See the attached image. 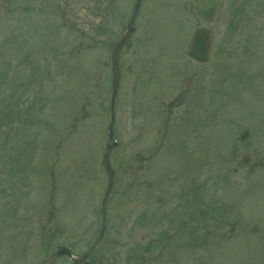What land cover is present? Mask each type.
<instances>
[{
	"label": "rangeland",
	"instance_id": "obj_1",
	"mask_svg": "<svg viewBox=\"0 0 264 264\" xmlns=\"http://www.w3.org/2000/svg\"><path fill=\"white\" fill-rule=\"evenodd\" d=\"M134 1L121 2L127 15ZM141 2L139 42L120 56L113 106L119 144L110 157L116 180L90 264H264V165L234 172L244 144L236 142L232 121L249 111L260 128L264 105L255 94L264 82L216 72L225 57H260L264 0H224L215 22L200 18L192 0ZM0 20V264H39L62 244L80 256L99 234L108 185L102 158L113 40L92 45L85 19L80 35L59 21V34L53 24L37 39L28 32L33 48L46 46L45 73L32 79L16 71L19 86L7 59L11 40L20 46L30 27L24 31L27 23L18 19L12 33L9 18ZM199 26L214 31L206 65L185 53ZM216 76L226 93H242L227 96L232 103L221 115L202 102ZM251 149L264 158L263 142ZM53 264L73 262L65 256Z\"/></svg>",
	"mask_w": 264,
	"mask_h": 264
},
{
	"label": "flooded vegetation",
	"instance_id": "obj_2",
	"mask_svg": "<svg viewBox=\"0 0 264 264\" xmlns=\"http://www.w3.org/2000/svg\"><path fill=\"white\" fill-rule=\"evenodd\" d=\"M83 2L84 0H82V3ZM121 2H123V0H88V4L84 5L81 4V0H0V18H4L6 16L9 18L11 23L10 29L12 33H17L16 27L18 19L23 20V23H27L22 27L24 31L26 28L30 27V30L25 31V41L22 42L20 46H17L16 44L13 45L14 42L11 40V56L7 59V61L9 60L7 64L9 65L10 69L13 70V74L17 71L20 72L21 75L23 74L22 72H24L27 77L31 76L35 66H37V69H39L42 73H45V68L42 67L43 60L41 58L44 57V52L47 53V50L44 48L46 46L43 45L39 47L40 49L33 48L34 45H37V42L30 40L28 32L31 33V38L37 39L36 37H38L40 33L42 34L47 29V26H52L53 24L56 33H58L57 29L59 25L57 23L59 22L61 27H68V29L72 30V33L75 32V34L78 33V35H80L81 21L82 19H85L87 21V24H84L86 29L85 32L88 33L90 43L95 46L96 44L104 42V40H106L105 37H107V39L113 40V48L116 43H118L123 38L128 24L127 22H129L132 15V13L130 15L125 13L123 10V4H121ZM49 16L53 18L56 17L57 22H54L53 20L49 21ZM137 32H139V26L135 25V33L132 34L124 48L129 46V43L132 41L139 42V35ZM15 36H13V39L16 38ZM1 37L2 35L0 34V38ZM259 40L257 42H259ZM31 41L34 42L32 46ZM76 46L79 48L80 41ZM1 49L2 47L0 40V58L3 54V50ZM33 51H35L34 53L37 55V58L40 59V64L38 59L36 61V65L30 61V58L33 56ZM75 51L76 49L73 47V56ZM256 53L261 54L257 59L252 57L246 58L245 56L239 58L238 56L237 59L235 58V60H230V58L227 59L225 57L220 63L216 65V72L218 74L222 73V75L226 73V71L227 73L229 71H232V73H246V76H248V81H250L249 76L252 75L256 79H262L264 82V51L259 49V51ZM18 58L20 59V62L18 61ZM245 66H249L250 71L246 72V69H244ZM17 72L14 74V77H16L14 80H16V83H19L20 78L17 75ZM220 80H218V77L216 76L215 81H217V83H213L211 88L206 91V95H203L204 100L202 102L206 112H209L210 109L213 108L221 115L223 108L225 106H231L232 103L231 99L227 96H239L242 93H226L225 89L220 87ZM243 80L246 79L244 78ZM20 90L21 89L16 90L18 96L21 94ZM210 92L212 95H210L208 98V93ZM256 95L261 96L259 101H261L260 103L264 105V87L262 88V91L259 90V93L255 94V96ZM250 103L251 102L249 101L248 105ZM239 106L241 107L243 104L239 103ZM248 107L252 114H254V109L252 110L251 106ZM261 110L258 111V114L260 115L263 124L260 125L259 129H257V126L252 123L253 115L252 117H249V111H247L242 116H239V118L232 120L235 125V138L238 140L236 142L244 144V148H242L244 149L242 156L238 157V162H236L237 167L234 168V172H238L239 169H241V167H243L245 164H250L251 168L257 165H264V158L256 155L254 152L255 149L254 151H251V145H253V141L264 143V132L261 135V131L264 130V107ZM240 113L241 112H239L238 115H240ZM254 156L257 158L254 159Z\"/></svg>",
	"mask_w": 264,
	"mask_h": 264
},
{
	"label": "water",
	"instance_id": "obj_3",
	"mask_svg": "<svg viewBox=\"0 0 264 264\" xmlns=\"http://www.w3.org/2000/svg\"><path fill=\"white\" fill-rule=\"evenodd\" d=\"M141 0H137L135 11L133 14V17L131 21L129 22L128 26V32H126V36L119 42L114 48L113 54H112V70H113V78H112V85L113 86V94H112V101H111V122L109 124L108 128V144L106 147V151L104 154L103 164L104 169L107 172L108 176V186L105 195L102 199V229L100 232V235L98 239L93 243L92 247L83 254L82 257L78 259H74L72 257V251L67 246H59L55 252L50 254V256L44 260L41 264H53V262L58 259L61 256H68L72 258V260L75 262V264H78L80 261H85V264H88L87 258L90 255V252L94 251V248L99 244V241H101L104 231L105 230V224H106V207L108 200L113 192V188L115 185V171L112 169L111 165V155L118 145V141L115 137L114 127L116 122L115 112H114V104L116 95L119 89L120 85V70H119V54L123 47V45L127 42L128 38L130 37L131 33L134 30V22L137 17V14L140 9ZM196 1V12L203 17L206 20L214 21L218 18L220 6L223 0H194ZM213 39V31L211 29L198 27L195 29L192 33L191 39L189 40V44L186 49V53L188 56L192 57L193 59L200 61V62H207L209 61L212 53V40Z\"/></svg>",
	"mask_w": 264,
	"mask_h": 264
}]
</instances>
